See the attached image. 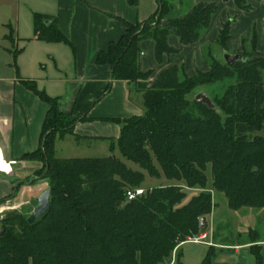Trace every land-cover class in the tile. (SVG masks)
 Segmentation results:
<instances>
[{"label": "trees", "instance_id": "16d2710c", "mask_svg": "<svg viewBox=\"0 0 264 264\" xmlns=\"http://www.w3.org/2000/svg\"><path fill=\"white\" fill-rule=\"evenodd\" d=\"M128 1L138 4V0ZM233 3L241 11L251 8L247 0ZM218 7L216 2H201L186 15L172 18L170 3L158 0L156 12L147 21L127 23L125 34L97 55L98 65L111 68L112 81L134 84L143 97V115L117 120L121 133L111 143L110 156L58 158V138L71 135L77 142L89 138L74 132L80 119L62 112L57 99L36 91L49 109L39 148L20 161L41 163L34 174L48 182L51 210L33 224L23 213L3 219L0 264H165L171 263L174 253L181 264L180 246L205 234L213 212L209 168L213 189L226 196L230 209L264 208V136L260 135L264 130V50H256V37L252 58L241 53L243 61L227 65L210 54L211 69L197 76L185 74L183 65H173L149 84L154 72H144L140 66L144 41L155 42V57L162 63L164 55L178 51L169 45V36L175 34L184 46L198 42ZM47 21L50 16L35 14L37 39L66 42L56 21ZM222 27L217 41L228 50L231 24ZM226 78H235L237 84L212 100L214 109L190 100L197 86ZM117 149L151 177L163 174L201 191L184 203L188 191L184 185L156 187L126 202V191L140 188L146 177L116 157ZM24 183H15L13 193L0 205L13 200ZM252 242L257 243L258 237ZM214 251L210 247L203 264H211ZM259 251L253 248L256 264H264Z\"/></svg>", "mask_w": 264, "mask_h": 264}, {"label": "crops", "instance_id": "0c3cea01", "mask_svg": "<svg viewBox=\"0 0 264 264\" xmlns=\"http://www.w3.org/2000/svg\"><path fill=\"white\" fill-rule=\"evenodd\" d=\"M232 3L233 0L228 2L220 0L219 10ZM56 5L54 14L42 13V15L50 16L51 21H56L59 32L67 41L39 40L35 36L34 22L31 31L30 24L21 23L19 19L17 38L13 34L10 38L15 51L7 50L13 53L11 60L14 61L15 70L13 73L9 72L10 64H4V68H0V149L4 158L13 163V166H17L16 169L19 164L22 168L34 167L29 171L32 173L41 167V163L20 161V159L39 148L43 122L49 109V105L37 92L57 99L62 112L71 115L72 118L80 119L75 125V134L89 138L91 147L97 152L109 150L111 153V143L116 142L121 133L122 125L117 120L144 114L142 94L133 93L127 82L112 81L111 68L107 65H98L96 59L100 52L108 49L111 42L119 40L125 34L127 23L137 24L147 21L156 12L158 0H138L136 6H132L128 0H56ZM225 18L219 20L216 30L209 29L206 36L216 40ZM51 21H47V24ZM26 28L27 32L22 33V29L25 31ZM152 44L155 55V42L153 41ZM146 45L144 41L141 45L142 51ZM141 60L142 71L155 70L153 66L148 65L153 69L146 67L144 56ZM188 63H185V71L189 70V67L192 68ZM176 64L169 60L168 63L159 65L158 71L163 72ZM199 68L195 67L193 70L200 72L210 70L208 64L202 62ZM193 73L188 72V74ZM157 76L156 73L151 80L155 81ZM27 83L33 85L35 90L30 89ZM82 118L85 120H81ZM69 137L73 139L71 135L57 139L56 156L60 143L70 139ZM14 188L15 185L0 173V200L11 195ZM186 189L193 196L200 192V189L187 187ZM215 197L219 198L213 193L214 208L207 219L208 228L213 230L219 206V203L215 202ZM246 219L250 223L248 227L238 229L237 243L227 245L215 241L216 229L213 232V239L205 240L203 243L213 247L214 250L226 247L233 249L235 254L248 250L253 259H251L252 264H256L253 248H257L264 262V240L255 228V217L249 214ZM205 233L206 239H209L210 234L207 231ZM257 237L258 242L253 243V239Z\"/></svg>", "mask_w": 264, "mask_h": 264}, {"label": "rangeland", "instance_id": "374dc122", "mask_svg": "<svg viewBox=\"0 0 264 264\" xmlns=\"http://www.w3.org/2000/svg\"><path fill=\"white\" fill-rule=\"evenodd\" d=\"M172 6L170 16L172 18H178L186 15L191 9L201 2H216L219 5L220 0H164ZM228 2V1H227ZM247 3L251 6L249 11H241L236 8V6L232 3L231 5H227L219 10V7L216 13L213 15L211 23L209 27L204 29L201 34V38L198 42L184 46L181 44L180 39L175 35L171 34L169 36V45L178 51L176 53L170 55H164L163 62L159 63L156 60L154 55V47H152V39L146 40L147 45L143 51L144 61L146 67L153 66L155 70H153V75H159L161 72L158 71V67L162 66L165 63H168L169 60L173 61V63H177L176 65H183L189 62V73H193V69L195 67L200 66V62L202 64L207 63L211 69L212 60L211 57L223 64L225 53H229L232 55L241 54L245 55L246 58H252L255 53L254 42L252 40L255 39L256 50L262 52L264 50V1L258 0H247ZM56 0H0V68H4V64H10L9 72L13 73L15 70L14 61L11 60V56L13 53L8 52L7 50L12 49V52L15 51V47L13 48L12 42L10 38L14 35L17 38V25L19 19L21 23L30 24V29L32 31L34 16L35 14H54L56 12ZM222 17H226L224 22L219 29V32L223 29V25L225 23L231 24V38L227 43L228 50H225L224 47L217 41L218 37L212 38L207 37L206 33L209 29H217V23ZM24 28V26L22 27ZM211 31V32H212ZM27 32V28L24 31L22 29V33ZM219 36V34H218ZM173 41V42H172ZM174 42H176L174 44ZM261 50V51H260ZM11 54V55H10ZM141 57V59L143 58ZM140 59V66L142 60ZM188 60V61H187ZM154 62L155 64H153ZM160 65V66H159ZM148 68V69H153ZM157 69V70H156ZM201 69V68H199ZM197 70V69H196ZM184 72L188 76H197L200 71H194L193 74H188V72ZM153 79L149 81V84H152ZM237 84L235 78H226L221 79L220 81L208 84L197 86L191 92L189 98L193 100L196 96L205 92L211 100L221 97L227 88H231ZM133 93H137L136 87L134 84L130 85ZM144 111V108H143ZM260 135L264 136V130L260 132ZM73 137V136H72ZM66 139L62 144L60 143L58 147V157L62 159L70 158H93V157H107L110 156L111 153L109 150L106 151H95L93 147H91L90 141H80L77 142L74 137L73 139ZM116 157L121 159L129 168L141 171L145 174V182L141 185V189H144L145 194L156 187H164L170 185H186L184 182L171 181L165 178L162 174L161 178L151 177L148 172L141 169L139 165L130 162L124 159L119 152L116 153ZM6 160V159H5ZM11 166H13L11 162L6 160ZM157 165V163L155 162ZM13 166L12 171L8 174L11 177L19 178L18 181H24V185L20 187V190L17 196L11 200L0 205V233L2 232L3 219L8 217V215L13 213H23L25 215H30L37 202L36 198H38L46 189H48V182L44 180L36 179L34 173L29 172L34 169L28 168V166L18 165ZM159 168V166L157 165ZM160 169V168H159ZM161 171V170H160ZM1 173V171H0ZM208 177V189L211 190V193L217 194L219 196L215 197V202L219 206L217 207V214L214 220V230L216 229L215 241H221L223 244L231 245L237 243L238 238V229L240 227H248L250 223L248 219H246L247 215H253L255 217V228L261 234L262 240H264V208H243L240 210H232L228 207V200L223 193L217 192L213 189L212 183V175L211 169L207 170ZM201 191V190H200ZM193 193H195L193 191ZM199 193V192H197ZM193 196L192 193L187 191V198L184 203H187L190 198ZM209 219V217H208ZM213 222V218H211ZM213 228H207V231L210 234L209 239H213ZM248 239V238H247ZM207 241V242H208ZM210 250V246L205 243H192L186 242L180 246V252H182L181 264H203ZM252 256L250 255L248 250L241 251L240 254H235L233 249L226 248H216L214 251V255L212 258L211 264H252L251 262ZM253 260V259H252ZM178 264V258L175 255L172 256L171 263L167 262L165 264Z\"/></svg>", "mask_w": 264, "mask_h": 264}, {"label": "water", "instance_id": "95a60500", "mask_svg": "<svg viewBox=\"0 0 264 264\" xmlns=\"http://www.w3.org/2000/svg\"><path fill=\"white\" fill-rule=\"evenodd\" d=\"M167 23L168 22L165 21L164 26L167 25ZM224 61L227 65H233L236 62L243 61V56L241 54L232 55L229 53H225ZM195 99L198 103L203 104L210 109L215 108V105L213 104L212 100L205 92L199 93ZM3 177L7 179L10 183L15 184L18 182L17 177H11L8 174L3 175ZM50 199H51V189L49 188L46 189L38 198H36L37 204L33 212L29 215L27 219L29 224H33L40 217L44 216L51 210ZM3 235H4V232H1L0 237Z\"/></svg>", "mask_w": 264, "mask_h": 264}, {"label": "built area", "instance_id": "2783aa9c", "mask_svg": "<svg viewBox=\"0 0 264 264\" xmlns=\"http://www.w3.org/2000/svg\"><path fill=\"white\" fill-rule=\"evenodd\" d=\"M1 173L8 174V173L2 172V171H1ZM143 195H145L144 189H141V188L128 189L126 191V202H131V201H133V200H135V199H137ZM206 238H207V234L205 233L203 235L190 238L189 241L194 242V243H202L205 241Z\"/></svg>", "mask_w": 264, "mask_h": 264}, {"label": "bare ground", "instance_id": "6f19581e", "mask_svg": "<svg viewBox=\"0 0 264 264\" xmlns=\"http://www.w3.org/2000/svg\"><path fill=\"white\" fill-rule=\"evenodd\" d=\"M0 170L9 174L12 171L11 165L5 160L4 155L1 152V149H0Z\"/></svg>", "mask_w": 264, "mask_h": 264}]
</instances>
